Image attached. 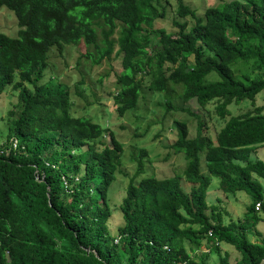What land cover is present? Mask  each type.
<instances>
[{
    "label": "trees",
    "instance_id": "obj_1",
    "mask_svg": "<svg viewBox=\"0 0 264 264\" xmlns=\"http://www.w3.org/2000/svg\"><path fill=\"white\" fill-rule=\"evenodd\" d=\"M1 7L18 28L15 36L0 32V93L7 86L16 91L18 112H8L15 116L0 143V264H207L209 252L195 253L203 242L219 264H257L264 257V236L255 228L264 215V187L256 178L264 180V162L249 158L264 145L263 106L237 115L227 108L253 102L264 89V0H228L206 7L202 17L176 0V15L193 24L174 20V31L155 25L164 16L155 0H0ZM78 43L94 48L84 52L93 64L111 61L116 47L118 116L136 105L145 85L163 95L167 110L179 88L181 102L194 99L204 107L214 101L224 120L213 139L197 115L192 137L185 121L173 120L168 148L186 160L176 175L136 180L148 160L147 150L136 148L118 206L122 224L113 235L106 195L122 144L110 129L70 115L65 85L42 80L49 50ZM236 61H251L257 73L234 77ZM211 72L216 79L208 80ZM105 132L108 143L99 139ZM200 153L207 174L199 168ZM209 175L223 192L248 196L240 220L224 224L219 207L206 203ZM181 178L193 184L188 192ZM222 242L240 254L232 263L220 254Z\"/></svg>",
    "mask_w": 264,
    "mask_h": 264
},
{
    "label": "rangeland",
    "instance_id": "obj_2",
    "mask_svg": "<svg viewBox=\"0 0 264 264\" xmlns=\"http://www.w3.org/2000/svg\"><path fill=\"white\" fill-rule=\"evenodd\" d=\"M186 5L194 10L197 17H202L203 10L209 6H215L228 0H182ZM158 10L163 9L164 16L156 21L155 25L163 27L166 31H174L176 28L172 21H185L188 26L193 24L190 17H179L175 13L176 0H155ZM16 19L13 13L4 8H0V32L15 36L17 30ZM151 43L154 39L151 37ZM116 47L112 52L111 61L101 60L98 64H93L85 55V51L94 53L92 46L85 47L83 43L76 45H66L59 52L51 48L48 52L47 67L44 70L42 80L54 78L55 81L65 85L68 89L70 108L72 116H84L100 126L110 129L115 138L122 144L120 164L115 172L113 181L107 188V205L110 215L107 218L106 226L109 234L113 235L116 228L122 224L121 213L118 206L124 197L125 187L128 179L132 176L135 163L132 157L137 152L136 148L143 147L147 150L148 160H145L143 171L135 179L153 175L157 178L169 177L179 174L186 163L183 153L171 154L168 145L175 139V129L172 126L173 120H183L186 123L188 137L195 134L196 117L203 122V133L211 139L216 131L223 125L224 120L218 118L214 109V101L208 102L204 107L197 105L194 99L181 102L178 97L180 91L176 88L171 98L174 109L165 108L163 95L154 93L143 85L139 92L136 105L126 111L121 117L118 116L113 103L115 93V74L121 72L122 68L118 56H114ZM233 76L243 79V74H256L251 61H236L232 64ZM208 80L216 79L215 74H208ZM146 80V79H145ZM145 82V81H144ZM187 108L191 114L179 111L178 107ZM255 106H263L264 112V89L254 97V101L242 100L233 102L227 106L231 115H237L245 111L252 110ZM176 107V108H175ZM18 112L16 105V91L7 86L3 93H0V143L7 133L8 124L15 115L8 112ZM226 118L228 117L225 116ZM11 138H14L11 136ZM102 142L108 143L106 132L99 138ZM251 160L259 159L264 162V145L257 147L249 156ZM199 168L202 173L207 174L204 167L203 154H199ZM210 176V175H209ZM264 187V180L256 177ZM181 189L188 192L192 183L179 180ZM205 201L208 205H216L221 211L222 223L229 220H240L245 206L248 204V196L242 192L225 193L218 187V178L210 176L209 185L205 192ZM207 214L209 210L205 211ZM255 228L264 236V215ZM247 238L254 240L255 236L248 233ZM185 248L188 249L187 241H184ZM220 254H226L229 263L239 257V252L231 245L219 243ZM189 251V250H188ZM209 252L207 264H219L218 257L209 244L201 243L195 253Z\"/></svg>",
    "mask_w": 264,
    "mask_h": 264
},
{
    "label": "built area",
    "instance_id": "obj_3",
    "mask_svg": "<svg viewBox=\"0 0 264 264\" xmlns=\"http://www.w3.org/2000/svg\"><path fill=\"white\" fill-rule=\"evenodd\" d=\"M11 147L12 148H15L16 147V140L15 139L11 140ZM61 179H62L63 185L66 186V180H65V178H61ZM257 207H258V203L256 204L255 208H257ZM114 241H116V240H114Z\"/></svg>",
    "mask_w": 264,
    "mask_h": 264
},
{
    "label": "water",
    "instance_id": "obj_4",
    "mask_svg": "<svg viewBox=\"0 0 264 264\" xmlns=\"http://www.w3.org/2000/svg\"><path fill=\"white\" fill-rule=\"evenodd\" d=\"M262 263H264V257L257 264H262Z\"/></svg>",
    "mask_w": 264,
    "mask_h": 264
}]
</instances>
